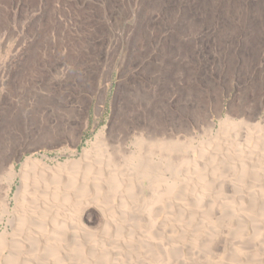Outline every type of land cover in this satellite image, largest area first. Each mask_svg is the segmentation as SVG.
I'll list each match as a JSON object with an SVG mask.
<instances>
[{
    "label": "bare ground",
    "instance_id": "1",
    "mask_svg": "<svg viewBox=\"0 0 264 264\" xmlns=\"http://www.w3.org/2000/svg\"><path fill=\"white\" fill-rule=\"evenodd\" d=\"M15 1L0 0L2 30L1 16ZM47 1L53 13L38 26L30 71L54 61L91 85L99 55L92 60L90 50L108 46L106 28L121 29L135 7L127 49L154 45L163 52L152 81L129 95L131 109L118 125L64 162L36 157L66 135L75 146L81 142L80 130L51 119L50 95L26 90L3 114L0 168L20 146L32 154L19 172L22 188L9 242L0 239V264H264V131L252 123L259 102L246 94L231 111L239 125L228 117L204 127L221 88L194 86L199 73L190 51L192 43L211 42L222 81H251L264 56V0H99L103 15ZM120 31L113 33L121 41ZM185 82L202 114L167 112L164 98ZM250 85L255 96L259 87Z\"/></svg>",
    "mask_w": 264,
    "mask_h": 264
},
{
    "label": "rangeland",
    "instance_id": "2",
    "mask_svg": "<svg viewBox=\"0 0 264 264\" xmlns=\"http://www.w3.org/2000/svg\"><path fill=\"white\" fill-rule=\"evenodd\" d=\"M140 1L142 0H137V4ZM67 2L79 11L84 9L95 15H103L106 9V5L99 0H68ZM54 3L57 6L58 2ZM132 9L135 11L131 12L132 15L130 14L122 26L120 25L121 29L117 28L121 30V41L114 34L118 31L116 30L117 26H108L106 29L111 33L108 39L109 45L101 49L92 48L90 50L92 60L95 55L99 56L96 61H94L95 59L92 61L95 64V69L91 74V85H85V79L79 74L65 70L64 66L60 63L57 65L54 61L50 62L49 66L28 70L30 62H27V59L39 42L38 26L42 20L53 13V6L47 0L13 2L1 16V19L7 23V29L2 30V21H0V139L4 137V131L7 130L8 124L3 122V114H6V111L18 101L21 102L24 100L23 98H26V90H37L43 92L45 96L50 95L49 98H52L50 103L54 105L56 112V115H53L51 119L66 128L67 131L78 129L81 132V142L77 146L66 135L57 142L39 149L36 157L46 154L52 164L64 162L70 157L73 150L80 151L84 143L92 140L98 132L108 131L117 126L122 113L131 109L127 106L129 95L138 89L144 81H152L151 77L160 64L158 56L163 52L160 46L154 45L149 46L148 49L147 47L127 49V30L134 28L138 22L137 7ZM199 42H203V45ZM114 44L121 45L115 49L117 51L113 48ZM190 51L195 53L194 60L200 79L197 78L198 81L194 86H198L203 92L204 90L209 91V93L221 88L219 94L212 98L213 102L208 107L209 117L203 120V126L206 127L210 121H215L218 125L220 120L228 117L234 124L239 125L241 118L232 116L231 111L238 108L245 95L248 94L249 98L259 102L258 113L252 123L260 125L264 131V56H260L261 64L257 65L254 72L256 74H253L251 81L242 82L238 78L222 81L221 74L216 67V55L213 54L211 42L199 40L191 44ZM81 79L83 80L81 81ZM252 83L259 87L255 96L249 92ZM189 86L190 84L185 82L178 86L176 91L174 88L171 95L164 98L168 113H176V115L181 113L202 114V109L198 108L197 102H195V95L189 96ZM58 108L60 112H57ZM62 117L68 121L65 123L66 126L61 122ZM203 117L204 115H201L200 119ZM195 131L197 130L195 129ZM31 154L30 149L20 146L7 157L6 165L4 164L0 168V239L4 245L10 239L12 231L10 221L15 218L14 211H16L19 198L17 195L22 188L19 172L22 162Z\"/></svg>",
    "mask_w": 264,
    "mask_h": 264
}]
</instances>
